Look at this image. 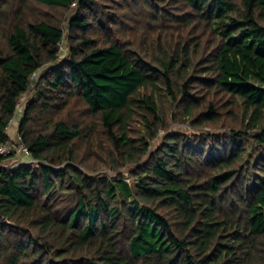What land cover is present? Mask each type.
Masks as SVG:
<instances>
[{
    "label": "trees",
    "instance_id": "1",
    "mask_svg": "<svg viewBox=\"0 0 264 264\" xmlns=\"http://www.w3.org/2000/svg\"><path fill=\"white\" fill-rule=\"evenodd\" d=\"M32 87L0 264H264V0H0V145Z\"/></svg>",
    "mask_w": 264,
    "mask_h": 264
},
{
    "label": "rangeland",
    "instance_id": "2",
    "mask_svg": "<svg viewBox=\"0 0 264 264\" xmlns=\"http://www.w3.org/2000/svg\"><path fill=\"white\" fill-rule=\"evenodd\" d=\"M42 9V10H41ZM39 9V7L37 6H33L30 3V11H36V13H40V14H35V15H39L42 16L45 12V8H41ZM44 9V11H43ZM46 12L50 13V16L46 14V16L48 18L54 17L55 19H57V22H59V24H61V26L64 29V43L62 45V49L58 50L59 54H58V61H63L64 58H66L68 56L67 52H68V47H69V43H68V39H67V27H68V17L72 14V12H67V11H55V10H47ZM52 19V18H51ZM67 39V41H66ZM34 94V87H32L28 93H25L24 95H22V97L20 98V104L21 107L24 108L26 101L29 97H32ZM167 125L168 126V132L169 133H182V134H186L189 136L192 135H201V134H207V133H212L213 131H217V132H221L223 129H221L219 126L218 128H216L214 130V128L212 129L211 127L208 126H193L191 125L189 122H173L170 119V114L167 115ZM18 119H16L15 123H13L14 125H12L11 129L8 131V135H11L10 137L14 136L15 138L18 137L17 135V124H18ZM163 135V130H159V134L158 137H156L152 142H151V149L150 151L154 150L156 148V146L159 144L161 137ZM16 157L10 156V157H6L1 164L2 165H7V166H13L15 167L16 165H20L23 163L26 164H30V165H36L35 163H32V160L30 159V162H27L28 159L26 157L24 158H17V161L15 160ZM146 159V158H145ZM16 161V162H15ZM130 167L126 166L124 167L121 171L125 177V179L127 181H130V177H129V171ZM92 175H98V174H104V175H108L110 178H116V173L114 171L108 170V169H102L99 170L97 172L94 173H89Z\"/></svg>",
    "mask_w": 264,
    "mask_h": 264
},
{
    "label": "built area",
    "instance_id": "3",
    "mask_svg": "<svg viewBox=\"0 0 264 264\" xmlns=\"http://www.w3.org/2000/svg\"><path fill=\"white\" fill-rule=\"evenodd\" d=\"M63 43H64L63 40L59 42V50L62 49ZM38 75H39V71L33 72L30 76V80L33 81L35 78L38 77ZM23 109L24 108L21 107L20 99H19L16 103L15 112L8 121V131L11 129L12 125H14L13 123H15L16 119H18L23 115ZM10 136L11 135H9V140L7 142L0 145V154L4 156L8 154H12L13 157H16L15 159L16 161L17 158L26 157L28 159L27 162H30L31 159L32 163H37L35 159L31 158L28 150L26 149L24 144L18 139V137L15 138L14 136L12 137Z\"/></svg>",
    "mask_w": 264,
    "mask_h": 264
}]
</instances>
